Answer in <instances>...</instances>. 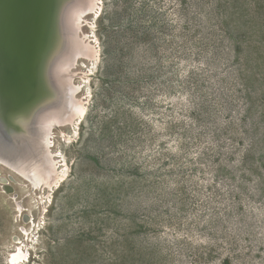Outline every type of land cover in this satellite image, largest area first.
I'll use <instances>...</instances> for the list:
<instances>
[{
    "label": "rangeland",
    "instance_id": "obj_1",
    "mask_svg": "<svg viewBox=\"0 0 264 264\" xmlns=\"http://www.w3.org/2000/svg\"><path fill=\"white\" fill-rule=\"evenodd\" d=\"M96 3L66 178L0 185V264H264V0Z\"/></svg>",
    "mask_w": 264,
    "mask_h": 264
},
{
    "label": "bare ground",
    "instance_id": "obj_2",
    "mask_svg": "<svg viewBox=\"0 0 264 264\" xmlns=\"http://www.w3.org/2000/svg\"><path fill=\"white\" fill-rule=\"evenodd\" d=\"M83 4L81 0H0V63L9 72V83L18 98L28 100L9 115L17 127L0 115V185L5 184L6 196L18 193L13 180L39 187L45 198L66 178L51 143L57 129L74 119L83 120L88 112L76 96L81 86L73 80L82 73L79 61L95 56L96 46L87 43L81 33L71 36L64 19L72 7L73 29L88 26V15L98 13L99 7L96 0L84 4L86 8ZM44 202L46 208L47 200ZM20 244L10 255L14 264L27 257Z\"/></svg>",
    "mask_w": 264,
    "mask_h": 264
},
{
    "label": "water",
    "instance_id": "obj_3",
    "mask_svg": "<svg viewBox=\"0 0 264 264\" xmlns=\"http://www.w3.org/2000/svg\"><path fill=\"white\" fill-rule=\"evenodd\" d=\"M58 9L60 11V6L58 7ZM50 56L51 52L46 58V65L49 63ZM8 75L9 72L6 68L4 71V68L0 63V115L4 118L5 121H7V123L13 124L12 119L9 118L10 113L23 107L28 100H21L20 98H18V93L16 92L15 88H12L9 83ZM13 126L17 127V125L15 124H13Z\"/></svg>",
    "mask_w": 264,
    "mask_h": 264
}]
</instances>
